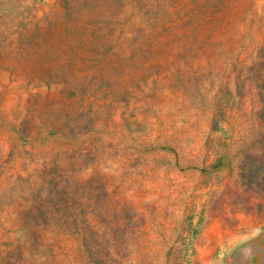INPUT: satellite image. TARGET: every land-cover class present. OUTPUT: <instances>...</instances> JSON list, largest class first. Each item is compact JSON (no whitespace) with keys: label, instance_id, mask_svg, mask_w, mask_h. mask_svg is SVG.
Here are the masks:
<instances>
[{"label":"rangeland","instance_id":"1","mask_svg":"<svg viewBox=\"0 0 264 264\" xmlns=\"http://www.w3.org/2000/svg\"><path fill=\"white\" fill-rule=\"evenodd\" d=\"M0 264H264V0H0Z\"/></svg>","mask_w":264,"mask_h":264}]
</instances>
